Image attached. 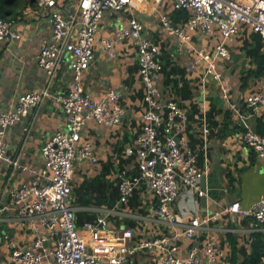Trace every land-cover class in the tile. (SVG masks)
I'll return each mask as SVG.
<instances>
[{
    "label": "crops",
    "instance_id": "crops-1",
    "mask_svg": "<svg viewBox=\"0 0 264 264\" xmlns=\"http://www.w3.org/2000/svg\"><path fill=\"white\" fill-rule=\"evenodd\" d=\"M76 1L61 0V7ZM184 10L189 18L177 22L175 12ZM134 17L143 23L145 36L160 48L158 59L163 69L158 86L163 100L176 102L186 113L183 135L196 155L197 167L206 172L201 183L207 192L204 197L195 190L181 188L175 206L181 223L175 226L155 215L156 196L140 176L137 155L130 153L143 132L147 109L138 49L131 38H126L117 44L116 56L110 57L102 43L103 39L113 38L120 28L129 26ZM164 17L172 26L179 27L188 22L191 11L175 9L173 0H134L122 11H107L95 37V61L83 75L85 90L93 98L103 99L110 91H116L125 109L120 125L110 127L89 121L84 126L81 144L92 145L97 161H74L70 205L92 253L102 254L120 246L126 230L133 232L126 244L138 246L143 241L182 230L196 217L222 212L237 202L243 209H249L264 199V160L243 139L248 129L257 133L258 129L264 130V108L247 105L249 96L264 92V38L241 24L240 33L228 44L230 57L216 61L220 82L207 73L204 62L192 67L198 61L196 50L213 52L221 41L220 33L203 35L194 31L191 41L183 42L165 30ZM9 20L15 23L20 38L5 42L0 49V114L13 109L20 95L33 90L49 88L52 97L9 128L6 135L10 153L23 167L0 161V264H15L12 260L15 248H30L33 224L19 217L10 193L34 180L31 171L43 166L44 144L58 130L67 129L66 116L55 96L67 92L73 81L68 56L50 82L38 64L43 44L52 39L49 16L40 12L38 2L36 8L19 10ZM223 90H227L230 102L237 105L239 112L231 109L222 96ZM25 127L28 131H24ZM124 179L134 187L126 202L121 201L120 191ZM101 216L107 226L98 227L93 235L85 225L97 224ZM221 217L203 229L199 237L182 238L178 256L186 259L195 247L202 252L214 239L220 264H244L251 254L252 234L264 232V225H257L243 215H237L235 223L228 216ZM36 225L41 233L47 232L38 220ZM161 255L159 249H144L129 256L124 264H156Z\"/></svg>",
    "mask_w": 264,
    "mask_h": 264
},
{
    "label": "built area",
    "instance_id": "built-area-1",
    "mask_svg": "<svg viewBox=\"0 0 264 264\" xmlns=\"http://www.w3.org/2000/svg\"><path fill=\"white\" fill-rule=\"evenodd\" d=\"M133 2L77 0L62 8L61 0H38V9L48 14L52 27V39L50 43L43 44L37 56L38 64L50 82L63 59L68 56L73 81L67 92L55 96L66 116L67 129L58 130L44 144L43 166L31 171L34 180L10 193L19 217L31 220L34 227L30 248L13 250L12 260L15 264H124L129 256L144 249L160 250L162 255L156 264H220V252L214 239L202 252L197 247L192 248L186 259L178 256L180 240L199 237L201 231L208 228L212 221L220 220L221 215L228 216L232 223L237 221V215H243L252 218L257 225H264V199L249 209H243L237 202L222 212L204 218L196 217L185 224L182 230H175L169 236L143 241L138 246L126 244L133 235L132 230H126L120 246L102 254L88 250L87 241L77 227L74 208L70 205L74 161H97L92 145L81 144V133L89 121L110 127L120 125L125 109L120 104L121 95L116 91H110L103 99L93 98L85 90L83 75L95 61V37L105 13L109 10L122 11ZM173 2L177 10H190L191 18L178 27L172 26L164 17V27L170 35L190 42L194 31L203 35H212L216 31L220 33L221 41L213 52L196 50L198 61L192 66L204 62L207 73L220 82L222 78L216 61L230 57L228 44L240 33V25L249 26L264 38V0ZM19 38L15 23L0 17V49L5 42ZM126 38H131L138 49L139 71L146 86L147 104L143 132L138 137L136 148L131 149L130 153L137 155L140 176L156 196L155 215L171 226L179 225L181 221L175 213V206L181 188L195 190L204 197L207 192L201 183L206 178V172L197 167L196 155L188 148V141L183 135L188 120L186 113L176 102L163 100L158 86L163 69L158 59L160 48L145 36L143 23L134 17L129 26L120 28L113 38L103 39L102 43L110 57H115L117 44ZM48 89L20 95L13 109L0 114V161L23 167L10 153L6 135L9 128L19 124L52 97ZM222 96L229 101L232 110L239 112L237 105L230 102L227 90H223ZM247 105L250 108H264V92L249 96ZM24 131H28V127ZM243 139L246 146L264 160V135L248 129ZM133 188L127 179L120 182L122 202L127 201ZM37 220L46 228V233H41L40 227L36 225ZM106 226V219L101 216L97 224L88 223L85 228L95 235L98 227Z\"/></svg>",
    "mask_w": 264,
    "mask_h": 264
},
{
    "label": "trees",
    "instance_id": "trees-1",
    "mask_svg": "<svg viewBox=\"0 0 264 264\" xmlns=\"http://www.w3.org/2000/svg\"><path fill=\"white\" fill-rule=\"evenodd\" d=\"M37 2L38 0H0V17L11 19L19 10L27 7L36 8ZM175 16L177 22L187 21L186 19L189 18L186 10L176 11ZM258 133L264 135V130L258 129ZM251 239V254L244 264H264V232L253 233Z\"/></svg>",
    "mask_w": 264,
    "mask_h": 264
}]
</instances>
